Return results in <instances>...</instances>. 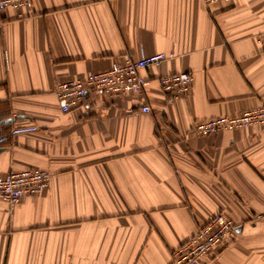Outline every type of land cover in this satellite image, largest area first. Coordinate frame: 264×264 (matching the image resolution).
Returning <instances> with one entry per match:
<instances>
[{"label":"crops","instance_id":"obj_1","mask_svg":"<svg viewBox=\"0 0 264 264\" xmlns=\"http://www.w3.org/2000/svg\"><path fill=\"white\" fill-rule=\"evenodd\" d=\"M30 1L0 18V178L50 181L0 200V264H170L219 213L234 230L201 264H264V124L191 131L264 108V0ZM155 53L172 58L140 72L139 94L60 111L59 84ZM180 72L172 100L159 78ZM23 125L37 130L10 133Z\"/></svg>","mask_w":264,"mask_h":264},{"label":"built area","instance_id":"obj_2","mask_svg":"<svg viewBox=\"0 0 264 264\" xmlns=\"http://www.w3.org/2000/svg\"><path fill=\"white\" fill-rule=\"evenodd\" d=\"M209 4L219 0H201ZM230 1V0H224ZM30 0H0V18L4 10L29 8ZM264 48V33L258 37ZM172 58L171 55L155 53L143 55L136 60L124 58L122 63H114L107 70L88 74L84 78L74 79L59 84L56 88L58 107L67 113L80 106L84 97L90 93H108L113 95H137L146 85L140 75L142 70L156 66ZM191 76L188 73L164 75L159 84L164 93L172 100H177L189 89ZM142 113H148L147 105L140 107ZM255 124H264V108L262 106L243 111L238 117H216L197 122L191 131L197 135L207 136L223 130L240 129ZM34 125L16 126L11 129L12 135L34 132ZM50 174L44 170L27 169L9 171L0 178V200L9 206L15 205L23 196H34L43 192L49 184ZM234 230L233 222L224 214H216L209 222L199 227L185 244L175 250L170 264H201V259L215 246L222 243Z\"/></svg>","mask_w":264,"mask_h":264},{"label":"water","instance_id":"obj_3","mask_svg":"<svg viewBox=\"0 0 264 264\" xmlns=\"http://www.w3.org/2000/svg\"><path fill=\"white\" fill-rule=\"evenodd\" d=\"M1 151V150H0Z\"/></svg>","mask_w":264,"mask_h":264}]
</instances>
